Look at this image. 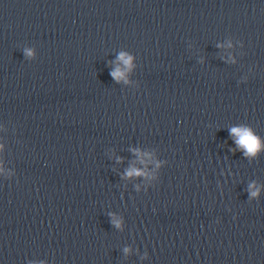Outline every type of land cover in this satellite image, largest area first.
<instances>
[{
  "label": "water",
  "instance_id": "obj_1",
  "mask_svg": "<svg viewBox=\"0 0 264 264\" xmlns=\"http://www.w3.org/2000/svg\"><path fill=\"white\" fill-rule=\"evenodd\" d=\"M239 125L264 139V0H0V264H264Z\"/></svg>",
  "mask_w": 264,
  "mask_h": 264
},
{
  "label": "clouds",
  "instance_id": "obj_2",
  "mask_svg": "<svg viewBox=\"0 0 264 264\" xmlns=\"http://www.w3.org/2000/svg\"><path fill=\"white\" fill-rule=\"evenodd\" d=\"M28 56H32L31 51H26ZM118 61L121 62L125 67L130 68L132 66V58L126 54L121 53L118 56ZM114 80L117 82L121 81L123 78V73L121 71H113L110 73ZM229 136L232 138L233 143L236 145V149L241 151L246 158H255L260 153L264 152V139H261L255 134V132L246 125L232 126L228 129ZM2 150V146H0ZM134 154L138 157V163L144 165L145 170H140L136 167H131L126 171L125 176L127 178L133 177H146L150 174L147 172V165L152 161V157L149 153H144L140 151H135ZM159 167V165H157ZM250 196L258 197L260 195L259 191L256 190L255 186H250ZM113 223L119 227V221L113 217Z\"/></svg>",
  "mask_w": 264,
  "mask_h": 264
}]
</instances>
